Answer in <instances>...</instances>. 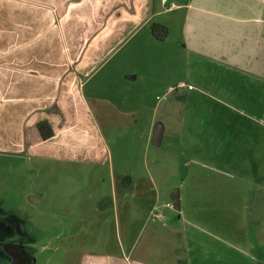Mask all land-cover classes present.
I'll list each match as a JSON object with an SVG mask.
<instances>
[{
  "label": "crops",
  "instance_id": "obj_1",
  "mask_svg": "<svg viewBox=\"0 0 264 264\" xmlns=\"http://www.w3.org/2000/svg\"><path fill=\"white\" fill-rule=\"evenodd\" d=\"M153 25L165 28L163 41L153 37ZM175 29L177 45L170 50L176 53V85L166 90L173 88L178 102L170 108L181 109L174 118L181 131L152 117L137 120V110L149 109L147 99L154 101L169 82L154 50L165 49ZM181 54L214 66L209 86L222 92L202 95L216 107L199 123L182 115L190 94L181 80ZM215 109L233 113L230 123ZM43 122L52 132L47 140L36 128ZM156 124L163 134L155 148L167 133L181 157H194L184 162L185 178L175 189L172 244L166 226L132 229L133 210L145 201L147 216L157 210L159 190L145 164ZM262 128L264 0H0V153L48 154L88 169L104 166L108 173V193L94 200L93 211L103 216L94 245H85L91 233L87 209L75 207L92 195H80L76 181L58 194L74 204L62 215L69 228L63 251L78 255L76 264H264ZM127 134L142 142L141 167L132 157L121 167L115 163L109 140L120 142ZM218 173L226 177L212 176ZM83 188H89L88 177ZM107 226L115 238L111 246L104 239ZM142 230L148 235L141 248L136 242Z\"/></svg>",
  "mask_w": 264,
  "mask_h": 264
},
{
  "label": "rangeland",
  "instance_id": "obj_2",
  "mask_svg": "<svg viewBox=\"0 0 264 264\" xmlns=\"http://www.w3.org/2000/svg\"><path fill=\"white\" fill-rule=\"evenodd\" d=\"M177 39L178 33L175 29L168 38V45L165 49L154 50V53L162 56L161 62L164 63L162 68L163 73L167 70L170 77L169 82L164 85V91L158 95L153 94L154 101H150L149 98L147 99V105L151 107L146 110H137V120L141 121V124L145 123L147 118L150 120L152 117L153 121L157 120V122H162L167 129L168 127H172L174 130L178 129L179 131L180 129L181 131V127H178L176 121H174L178 112H180L181 117V109L177 110L176 108H170L172 104L178 103L173 99L175 93L171 92L167 96L163 95L165 92L168 93V89L166 90L167 85H170V87L176 85L172 84V79L177 77L175 74L177 70V59L176 53H174L175 50L171 51L170 45H174L173 49H175ZM207 64L208 63L205 62H194L181 54V80L185 83L184 86L186 90H189L190 94L189 105H186L182 113V115L186 117V121L191 119L192 122H195V119L198 120L197 122L199 123L201 119L207 120L210 115H213V111L209 108L216 107L214 106V102L212 103L208 98L217 97L218 93H222L210 88V83L208 82L209 77H207V75H213L216 70L214 66L211 65L209 67ZM202 95H206L208 98L202 97ZM156 101L158 102L157 106L155 103ZM193 102H196V105H193ZM159 104L167 105L168 107L162 109ZM154 107L157 108L155 111L151 109ZM220 112L224 117L223 122L228 124L233 113L225 116L221 110L218 111L215 109V113L218 117H221ZM225 117H228L229 120H225ZM141 126L142 125H140V127ZM197 129L202 133L199 126ZM261 132L264 134V128L261 129ZM130 134H127V137L120 142L109 140L115 163L118 167L126 165L130 161V157L134 158L133 160H135L137 167H141L143 145L142 142H139L138 138H135L136 135ZM167 137L168 135L166 133L160 148L150 146L147 158H145V164L149 167L152 180L157 186L160 194L158 204L156 205L157 210L153 211V213H159L163 216L164 221L158 219L152 220L153 213L147 216L148 212L145 211V209L147 208L148 202L145 201L143 208L132 211V215L134 216L133 224H136V227H132V229L134 232L138 233L141 224H144L147 229L151 226H157L158 228L162 225L166 226L168 229L172 230L170 233V242L172 244V227H176L174 223H172V218L176 216V212L172 208L170 196L172 195L171 193L178 188V185L181 184L180 182L184 181L185 174L183 170L186 167L184 162H190L194 157L190 154L181 157V155L178 154L179 146L177 140H172L173 137L172 139ZM189 148L188 146L185 147L186 150ZM125 152L128 153V159L125 158L127 155ZM85 165L86 163H74L71 162V160H58L48 154L42 156L23 154L18 156L0 153V245L8 242H15V244H17L22 254L15 251V264L23 263L18 259V256L20 258L23 254L31 259V263L27 259L29 262L28 264H67V261L71 260L72 257L75 259L71 260V264H76V262H78L76 261L78 260V255L72 257L69 255L70 258L68 259V253L66 254L63 251L67 245L66 242H64L66 240L64 235L69 228H67L68 221L64 219L65 217H62V215H66V213L69 214L74 204H66L67 199L65 195H58L60 192H69L70 182L72 181L79 182L80 195L83 193L84 196H86V191L88 192L87 195H92L87 202H83V204L81 201L75 207H77V209H87L85 215L90 220L86 225L90 228L91 233L85 245L89 246L96 244L99 232L101 231L98 224L103 221L99 218L103 216L99 213L98 216V214L93 211L95 204L94 200L97 199L99 195L108 193V173L104 166H98V168L89 167L90 169H88ZM212 176L215 178L226 177L219 173L215 175L212 174ZM87 177L89 188L84 190L83 182L86 181ZM103 181L104 183H102ZM150 198V196L147 197V200ZM133 202L139 203L140 199ZM165 203H168L169 207H163ZM105 220L108 221L109 218L107 217ZM94 222L96 223L95 225ZM110 223L111 227L114 228L113 219ZM111 227L107 226L106 236H104L108 246L113 245L115 242V238L112 235L113 229ZM147 233L148 230H142L140 232L141 236L136 242L137 246L142 248L145 243L147 244ZM58 234L62 237L59 241L56 238ZM61 241H63V243L59 245ZM76 244L78 246L82 245V243L79 242ZM151 244L153 245L154 243L151 242ZM43 247L47 248L45 252H42ZM1 249L2 247H0V257L2 256ZM55 249H57V252L54 251Z\"/></svg>",
  "mask_w": 264,
  "mask_h": 264
},
{
  "label": "flooded vegetation",
  "instance_id": "obj_3",
  "mask_svg": "<svg viewBox=\"0 0 264 264\" xmlns=\"http://www.w3.org/2000/svg\"><path fill=\"white\" fill-rule=\"evenodd\" d=\"M0 247H2L1 249L2 256L0 257V264H13L15 260L14 258L15 253H16L15 251L22 254V251L17 247V244H15V242H8L6 244L0 245ZM23 255H21L22 257L20 258L18 256V259L20 260V262H23L21 264H28L29 262L30 263L32 262L31 259L25 256V254ZM27 259L29 262L27 261Z\"/></svg>",
  "mask_w": 264,
  "mask_h": 264
},
{
  "label": "trees",
  "instance_id": "obj_4",
  "mask_svg": "<svg viewBox=\"0 0 264 264\" xmlns=\"http://www.w3.org/2000/svg\"><path fill=\"white\" fill-rule=\"evenodd\" d=\"M152 33L153 37L159 41H163L167 36L165 28L156 25L152 26ZM36 128L42 140H47L52 137V132L46 123H40Z\"/></svg>",
  "mask_w": 264,
  "mask_h": 264
},
{
  "label": "water",
  "instance_id": "obj_5",
  "mask_svg": "<svg viewBox=\"0 0 264 264\" xmlns=\"http://www.w3.org/2000/svg\"><path fill=\"white\" fill-rule=\"evenodd\" d=\"M162 134H163V126L161 124H156L153 130V138L151 141L152 146L154 147H159L161 144V139H162ZM124 181V180H123ZM171 200L173 201V209L178 210L179 205H178V193L175 190L172 195H171ZM16 262H13L15 264Z\"/></svg>",
  "mask_w": 264,
  "mask_h": 264
},
{
  "label": "built area",
  "instance_id": "obj_6",
  "mask_svg": "<svg viewBox=\"0 0 264 264\" xmlns=\"http://www.w3.org/2000/svg\"><path fill=\"white\" fill-rule=\"evenodd\" d=\"M163 3H165L166 2V0H161ZM174 7V5L173 4H171L170 5V8H173ZM181 87H183V85H181ZM171 91H173V88H169L168 89V92H171ZM162 220V221H164V218H163V216H161L159 213H153L152 214V220Z\"/></svg>",
  "mask_w": 264,
  "mask_h": 264
}]
</instances>
